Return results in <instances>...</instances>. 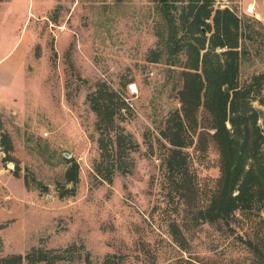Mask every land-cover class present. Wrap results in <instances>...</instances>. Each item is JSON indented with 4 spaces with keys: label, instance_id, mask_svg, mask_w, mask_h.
<instances>
[{
    "label": "rangeland",
    "instance_id": "obj_1",
    "mask_svg": "<svg viewBox=\"0 0 264 264\" xmlns=\"http://www.w3.org/2000/svg\"><path fill=\"white\" fill-rule=\"evenodd\" d=\"M253 2L256 15L247 14ZM222 3L215 7L243 19L241 80L250 81L264 72V0ZM168 30L160 0H0V257L42 247L62 254L53 264H262L246 239L263 245L264 214L203 222L164 181L159 131L181 106L182 67L169 63L175 55L149 58ZM99 81L125 92L120 123L136 143L110 182L94 169L88 94ZM188 150L202 205L220 175L219 152L212 143ZM75 161L77 183L67 177Z\"/></svg>",
    "mask_w": 264,
    "mask_h": 264
},
{
    "label": "trees",
    "instance_id": "obj_2",
    "mask_svg": "<svg viewBox=\"0 0 264 264\" xmlns=\"http://www.w3.org/2000/svg\"><path fill=\"white\" fill-rule=\"evenodd\" d=\"M160 1L168 36L163 49L152 51L149 59L157 62L162 56L175 55L177 59L169 63L182 67L181 106L169 114L159 131L164 181L191 205L194 218L203 222L230 223L238 213L246 217L264 214V124L260 122L264 111L254 104L264 103V72L254 74L250 81L241 80L243 19L229 6L215 7V0ZM176 3H182L178 15ZM88 101L97 115L99 134L95 141L100 155L94 169L110 182L116 170L126 169L124 158L136 146L120 123L130 109L129 100L125 92L99 81ZM211 143L219 152L220 175L204 192V204L195 205L200 185L191 169L188 148L194 144L195 151L205 152ZM1 145L6 152L4 160L12 161L9 154L14 148L8 133L1 134ZM79 171L75 161L67 171L68 180L77 183ZM246 242L264 264V243L260 246L251 238ZM51 252L33 247L26 254L1 256L0 264H53L63 258L62 254L49 256ZM102 264H108V258Z\"/></svg>",
    "mask_w": 264,
    "mask_h": 264
},
{
    "label": "built area",
    "instance_id": "obj_3",
    "mask_svg": "<svg viewBox=\"0 0 264 264\" xmlns=\"http://www.w3.org/2000/svg\"><path fill=\"white\" fill-rule=\"evenodd\" d=\"M218 5L223 6L222 0H216ZM246 13L250 15H256V2L250 3L246 8Z\"/></svg>",
    "mask_w": 264,
    "mask_h": 264
},
{
    "label": "water",
    "instance_id": "obj_4",
    "mask_svg": "<svg viewBox=\"0 0 264 264\" xmlns=\"http://www.w3.org/2000/svg\"><path fill=\"white\" fill-rule=\"evenodd\" d=\"M203 31L205 32V28H203Z\"/></svg>",
    "mask_w": 264,
    "mask_h": 264
}]
</instances>
